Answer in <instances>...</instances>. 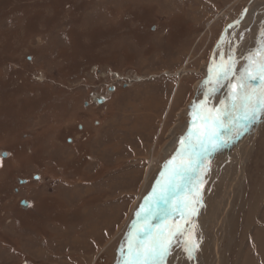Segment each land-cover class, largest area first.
Returning a JSON list of instances; mask_svg holds the SVG:
<instances>
[{"label":"rangeland","instance_id":"rangeland-1","mask_svg":"<svg viewBox=\"0 0 264 264\" xmlns=\"http://www.w3.org/2000/svg\"><path fill=\"white\" fill-rule=\"evenodd\" d=\"M254 1L0 0V264H129L143 221L136 213L165 166L187 159L178 152L203 96L200 67L207 73L231 55L233 75H212L199 134L204 116L220 115L217 102L230 103L246 57L264 53V0ZM246 5L239 29L223 38ZM182 66L187 73L177 80ZM262 84L259 74L250 81L251 89ZM160 89L161 107L138 118L134 132L137 107ZM228 121L224 115L215 130L221 142L204 168L203 156L177 169L175 194L150 201L151 232H175L163 264H264V109L242 121L239 134L225 130ZM98 218H116L122 232L112 238L118 225L108 221V230ZM189 240L198 245L191 259Z\"/></svg>","mask_w":264,"mask_h":264},{"label":"snow or ice","instance_id":"snow-or-ice-1","mask_svg":"<svg viewBox=\"0 0 264 264\" xmlns=\"http://www.w3.org/2000/svg\"><path fill=\"white\" fill-rule=\"evenodd\" d=\"M259 55V59L256 56ZM248 61L247 67H245L238 76L235 77L237 83L231 84L233 94L230 98V103L226 105L223 109H216L217 113L220 115H213L211 111L208 115L203 117L205 124V129L203 132L193 137L191 131L188 136L181 139L182 154L187 157L188 167L193 166V161L200 160L201 157L207 155L210 151L215 150L219 145L220 138L218 132L222 124V117L224 115L229 116L228 124L225 125L226 130L229 134L235 132L239 134L241 122L249 120L255 117L256 113L264 109V84L257 89H251L250 81L257 78V74L264 80V53L250 54L246 57ZM230 75H233L231 71V66L225 68L222 73L218 76L217 82L220 79H228ZM251 89V90H250ZM223 143H227V138H225ZM181 153L178 152V155ZM176 157H173L172 161L168 164H172ZM166 168L168 165L165 166ZM186 170V169H185ZM179 171L175 168L170 170V179L167 184H161L159 189L154 187L152 192L157 203L167 202L169 199V194L172 192L173 187L179 189V185H173L172 180L175 176L179 175ZM164 176V173H161ZM147 202V201H146ZM199 203L198 196L193 201V206L190 211H188L186 220L191 215H194L197 211L195 204ZM177 207H181L178 205ZM184 207H187L184 205ZM142 213H144L142 215ZM151 215V208L145 212L144 205H141L140 211L136 213V216L145 222ZM184 215V213H182ZM177 231L183 234V231L178 227ZM175 235L173 232L171 235H166L164 231L153 234L151 232L150 226L145 223L142 228L138 231V236L141 241L135 246V254L132 256V260L129 264H163L165 258L170 253V248L172 244V236ZM146 238V239H145ZM198 247L195 240H189L185 243L184 251L188 258L191 259L194 250ZM132 254V247L130 246V255Z\"/></svg>","mask_w":264,"mask_h":264},{"label":"bare ground","instance_id":"bare-ground-1","mask_svg":"<svg viewBox=\"0 0 264 264\" xmlns=\"http://www.w3.org/2000/svg\"><path fill=\"white\" fill-rule=\"evenodd\" d=\"M241 0H235V3H237V2H240ZM251 2L252 3H255V1L254 0H251ZM232 4H234V2L232 3ZM231 4V5H232ZM239 4V3H238ZM230 5V6H231ZM237 5V4H236ZM251 5V4H250ZM250 5H248V9H249V6ZM235 6H233V8H234ZM232 8V7H231ZM232 8V9H233ZM249 11V10H248ZM247 11V12H248ZM199 12V11H198ZM201 12V11H200ZM247 16V15H246ZM240 17V16H239ZM194 18V17H193ZM246 18V17H245ZM195 19V18H194ZM232 20V18H230V17H226L225 18V20ZM236 20V19H235ZM245 20V19H244ZM243 20V21H244ZM225 22V21H224ZM231 22H233V21H231ZM209 28V27H208ZM218 29V28H217ZM224 29V28H223ZM233 29H235V30H233ZM237 29H239V27L238 28H232V29H229L228 31H227V34H232L231 33V31L233 30V31H236ZM211 32L212 31H210V34H211ZM216 32V31H215ZM215 32L213 33V34H215ZM222 41L224 40V42L226 43V41H227V36H226V38L225 39H221ZM228 43V42H227ZM226 45V44H225ZM225 49H226V47H225ZM158 53V52H157ZM224 55V54H223ZM224 57V56H223ZM189 58H190V56H189ZM201 61V60H200ZM202 62V61H201ZM222 62V61H221ZM218 64V63H217ZM183 68H178L177 70H176V74H175V76L177 77V80L178 79H182L181 77H183L186 73H187V66H182ZM200 72L199 73H202L203 75H204V77L206 76V69L204 68V66H202V67H200ZM219 75V74H218ZM216 79H217V77H216ZM220 81V80H219ZM197 82H195V84H194V89H195V87L197 86ZM179 85H180V81H175L174 82V86H175V88L177 89L178 87H179ZM220 86V85H219ZM162 89H160V90H157L156 91V94H154V95H151V96H148V98H147V101L145 102V103H141V107H142V110L141 111H139V109L141 108V107H137V114H136V116H135V118H134V120H135V126H134V132H136V133H138V134H140V131H138V126H137V121H138V118H140V117H148V115H149V112L151 111V109H159L160 107H161V105H160V103L164 100V96L162 95V91H161ZM218 91V90H217ZM232 92V91H231ZM177 94H179V93H177ZM159 95V96H158ZM231 95V94H230ZM224 96V95H223ZM226 97V96H225ZM229 98V97H228ZM226 99V98H225ZM208 101V100H207ZM206 101V108H207V105H208V102ZM222 101V100H221ZM223 102H221V105H220V101L219 102H217V104L215 105V107H214V109H216V107H218V109H221L222 107H223V104H222ZM172 105H173V103H170V109L172 108ZM137 106V105H136ZM143 107H145L144 109H143ZM185 107V106H184ZM225 107V106H224ZM139 108V109H138ZM170 109H169V113H170ZM201 109V108H200ZM199 109V110H200ZM217 113V112H216ZM199 117H200V115H199ZM166 119V118H165ZM167 120V119H166ZM200 121V120H199ZM173 130H174V128H169L168 129V131H169V134L170 133H172L173 132ZM218 132V131H217ZM172 135V134H171ZM170 135V136H171ZM167 139H169L168 137H167ZM147 146V145H146ZM181 153V152H180ZM182 154V153H181ZM177 161H179V160H177ZM169 165H171V164H169ZM188 167V166H187ZM182 172V171H181ZM151 173L148 171V174L146 175V177L144 178V180L141 182V186H140V192L138 193L139 195L140 194H142V192H143V187H144V185H145V182H146V179H147V177L150 175ZM169 178V177H168ZM137 174H133L132 175V179L130 180V182L133 184V185H135L136 186V183H137ZM165 181V180H164ZM167 181V180H166ZM173 191V190H172ZM41 199V198H40ZM38 201H39V199H38ZM41 201V200H40ZM134 206H135V204H133L132 205V207H130L129 208V210H128V212H129V214H128V216L130 215V212H131V210H133L134 209ZM169 207V206H168ZM72 208V207H71ZM75 208V207H74ZM83 208V207H82ZM78 209V208H77ZM81 209V208H80ZM84 209V208H83ZM39 210V209H38ZM255 211H256V209H255ZM83 212V211H82ZM152 212V211H151ZM158 212V211H157ZM256 213H257V211L256 212H252V215H256ZM158 214H160V213H158ZM163 214V213H162ZM86 215V214H85ZM88 216V215H87ZM87 216H86V218H87ZM132 216V215H131ZM152 216V215H151ZM92 217V216H91ZM90 218V217H89ZM158 218V217H157ZM93 219V218H92ZM127 219V218H126ZM96 220V219H95ZM98 220H99V218H98ZM86 221H87V219H86ZM100 221V220H99ZM108 221H115V223L118 225L117 226V230L114 232V234H113V237L112 238H114L115 236H117V235H119L121 232H122V227H123V223H117L118 222V220H116V218H103V222L102 221H100V222H102L103 223V225L109 230L110 229V225H108L107 224V222ZM129 222V221H128ZM42 225V224H41ZM59 227V226H58ZM62 227V226H61ZM65 227V226H64ZM88 227V226H87ZM113 227H114V225H113ZM94 228V227H93ZM92 228V229H93ZM43 229V228H42ZM63 229V228H62ZM86 229V228H85ZM91 229V230H92ZM66 230V229H65ZM67 232V231H66ZM93 232V231H92ZM65 233V232H64ZM78 233H80V232H78ZM259 233L261 234V237H260V249H259V252H260V255H262V254H264V237H262V234H264V230L263 229H260L259 230ZM62 234V233H61ZM92 234V233H91ZM82 235V234H81ZM62 236V235H61ZM95 237V236H94ZM3 243H5V242H3ZM96 261V260H95ZM95 261L93 262V264H95ZM246 264H257L256 262H254V261H252L251 259H248V263H246Z\"/></svg>","mask_w":264,"mask_h":264},{"label":"water","instance_id":"water-1","mask_svg":"<svg viewBox=\"0 0 264 264\" xmlns=\"http://www.w3.org/2000/svg\"><path fill=\"white\" fill-rule=\"evenodd\" d=\"M247 11H248V5H246L244 7V9L242 10V13H241L240 17H238L236 20H234L233 22H231L229 25H227L225 27V29L222 31V37L223 38L225 37V35L227 34V31L230 28H238L240 26V24L242 23V21L246 17ZM220 42H221V39L218 41L216 46H219L221 44ZM230 58H231V55H230V57L227 58V62L225 63V66H222V67H218L215 63H213V65L210 66V68L207 71L206 76L203 79V96L198 101H196V103L194 104V110H193V114H192V129H191V133H192L193 137H196V136L200 135L197 132V115H198V111H199L200 107L208 100V95H209V91H210V80L212 78V75L218 73L219 71L224 70L226 68V66L228 65V63L230 62ZM97 101H98L99 104H102L104 102V98H100ZM225 130H226V128H225ZM225 130H223V131H225ZM5 156H6L5 153H1V157H5ZM207 157H208V154L204 156V160H203V163H202V165L200 167V170L202 168H204V164L206 162ZM187 165H188V160L184 159V160H182L179 163H176L174 165L168 166L167 168L165 167V170L163 171V173L165 175L164 176L160 175L157 181H160L161 184H162V182L165 180V178L170 175V170L171 169H173V168L179 169V168H182V167L187 166ZM24 182L25 181H21L20 184H22ZM155 187H157L159 189L160 185H158L157 182H156ZM152 198H154L153 192L151 193V196L149 197V199L147 201L146 207L144 208L145 212L148 211V209H149L148 206L150 205V201H151ZM20 206L22 208H26L28 206V204L26 203V201L23 200V201L20 202ZM150 216H149V218H148V220L146 222L144 220L142 221V226L145 223H147V225H150ZM163 219H164V216H160V218L157 220V224H160L161 220H163ZM156 229H157V227H155L154 232H156ZM140 242H142V241H141L140 237H138L137 240H136V245L138 243H140ZM136 245H134L133 248H132V251H134V253H135V246Z\"/></svg>","mask_w":264,"mask_h":264},{"label":"flooded vegetation","instance_id":"flooded-vegetation-1","mask_svg":"<svg viewBox=\"0 0 264 264\" xmlns=\"http://www.w3.org/2000/svg\"><path fill=\"white\" fill-rule=\"evenodd\" d=\"M112 90H114V89H110V91H112ZM104 100H106V99L104 98ZM27 208H28V206H27ZM134 245H136V240H135ZM134 245H133V246H134ZM133 246H132V248H133Z\"/></svg>","mask_w":264,"mask_h":264}]
</instances>
